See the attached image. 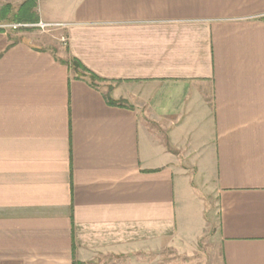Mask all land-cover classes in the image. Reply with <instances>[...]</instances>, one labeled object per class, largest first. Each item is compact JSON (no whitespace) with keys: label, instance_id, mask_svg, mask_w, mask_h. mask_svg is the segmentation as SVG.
Wrapping results in <instances>:
<instances>
[{"label":"crops","instance_id":"obj_1","mask_svg":"<svg viewBox=\"0 0 264 264\" xmlns=\"http://www.w3.org/2000/svg\"><path fill=\"white\" fill-rule=\"evenodd\" d=\"M42 2L0 9V264H264V0Z\"/></svg>","mask_w":264,"mask_h":264},{"label":"rangeland","instance_id":"obj_2","mask_svg":"<svg viewBox=\"0 0 264 264\" xmlns=\"http://www.w3.org/2000/svg\"><path fill=\"white\" fill-rule=\"evenodd\" d=\"M42 1L43 0H36V5L40 7L43 3ZM20 2L21 0H0V9L5 4L9 3L12 6V11H15ZM9 15L8 13V16ZM31 33L40 37H46L48 43L51 44L63 45L64 43L61 39L64 36L60 35V31L57 29H49L43 33L36 30V32ZM207 233L204 234L202 240L187 253L180 254L172 247H164L156 252L141 253L138 256L142 261L148 264H223L219 246ZM124 259V257L116 255L102 254L98 264H120Z\"/></svg>","mask_w":264,"mask_h":264},{"label":"built area","instance_id":"obj_3","mask_svg":"<svg viewBox=\"0 0 264 264\" xmlns=\"http://www.w3.org/2000/svg\"><path fill=\"white\" fill-rule=\"evenodd\" d=\"M58 26H61V24H48V23H45L42 21H38V22L33 23V24L10 23V24H7V25L2 26V27H8V28H11L12 30H17L19 28H36L39 31L44 32V31L48 30L49 28L58 27Z\"/></svg>","mask_w":264,"mask_h":264},{"label":"trees","instance_id":"obj_4","mask_svg":"<svg viewBox=\"0 0 264 264\" xmlns=\"http://www.w3.org/2000/svg\"><path fill=\"white\" fill-rule=\"evenodd\" d=\"M70 65L72 67V70L75 72H81L82 74H88L89 79L93 82L95 80H99L100 78L96 77L94 74L89 72L88 69H86L78 60L73 59L70 62Z\"/></svg>","mask_w":264,"mask_h":264}]
</instances>
